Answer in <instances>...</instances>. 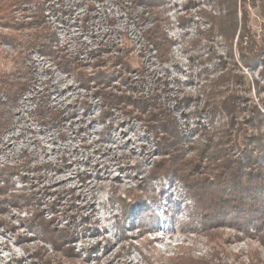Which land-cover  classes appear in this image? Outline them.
Returning <instances> with one entry per match:
<instances>
[{
	"label": "rangeland",
	"instance_id": "374dc122",
	"mask_svg": "<svg viewBox=\"0 0 264 264\" xmlns=\"http://www.w3.org/2000/svg\"><path fill=\"white\" fill-rule=\"evenodd\" d=\"M40 1L0 23L28 88L1 102L0 264H264V224L204 228L152 174L169 150L210 180L242 140L264 157V0Z\"/></svg>",
	"mask_w": 264,
	"mask_h": 264
},
{
	"label": "trees",
	"instance_id": "16d2710c",
	"mask_svg": "<svg viewBox=\"0 0 264 264\" xmlns=\"http://www.w3.org/2000/svg\"><path fill=\"white\" fill-rule=\"evenodd\" d=\"M140 1L149 8L157 7V2H155V0ZM40 2L43 3L40 0H0V23L6 24V22L10 20L11 14L16 6L24 3L39 4ZM35 19L38 25L32 26V29L43 31L42 11H40V14L35 15ZM225 34L227 35V33ZM160 40L159 37L153 39V45L154 48L156 47L157 51H161L163 48ZM37 46V49H40V51L45 49L44 46H39V44ZM42 56L50 57L51 53L43 52ZM20 69L21 67L19 66L13 72L0 73V82L5 81V84H0V134L7 128L6 124L2 123L4 109L1 108L3 104L1 102H5L7 98L10 99L15 95L18 96L20 100L25 98L28 92L27 83L24 82V79L19 73ZM3 99H5V101H3ZM3 105H6V103ZM243 142L244 140H242L241 143V151H243L242 154L244 155L243 158L236 164L225 163L219 168L218 174H213L218 175L216 179L210 180L206 177L207 175L201 174V170L199 169L200 162L187 168L191 170L186 172V170H184L183 156L181 153L173 152V150H169V154H163V160L154 167L152 174L155 175V178L159 175H173L174 179L180 180V182L186 185L189 190L188 194H191L194 200V217L202 219L201 222L204 228H217L220 224H231L237 230L244 229L245 231L248 223L252 222V228L261 230L264 224V218L258 216L256 219V217L264 211V157H262L261 152L258 151L260 146L251 142ZM172 143L179 144L176 146L173 145V147L179 148L180 144L182 145V140H172ZM165 147L169 148L167 147V143H165ZM214 149L213 147L211 148V150ZM214 152L216 153L217 150ZM204 154L205 152H203L202 155ZM261 159L263 162L260 166L259 161L261 162ZM181 164H183V168H181ZM4 169L5 168L0 169L1 174H3L2 172ZM13 173L16 175L17 172L14 171ZM3 175L8 178L13 176ZM1 190L2 189H0V191ZM157 200L158 198H156V201ZM156 201L153 202L155 203ZM191 204L193 207V203ZM191 204L188 207L189 210ZM140 217L145 220V225L147 227L151 226L157 228L158 218L154 212L151 213L147 206L143 209ZM184 224L185 223H179L178 226L181 228ZM174 257L175 256L170 259H175Z\"/></svg>",
	"mask_w": 264,
	"mask_h": 264
},
{
	"label": "bare ground",
	"instance_id": "6f19581e",
	"mask_svg": "<svg viewBox=\"0 0 264 264\" xmlns=\"http://www.w3.org/2000/svg\"><path fill=\"white\" fill-rule=\"evenodd\" d=\"M175 203H177L179 205V203H181L180 200L176 201ZM186 203V202H185ZM169 210V209H168ZM159 224V223H158ZM163 234H160L159 237H161Z\"/></svg>",
	"mask_w": 264,
	"mask_h": 264
}]
</instances>
